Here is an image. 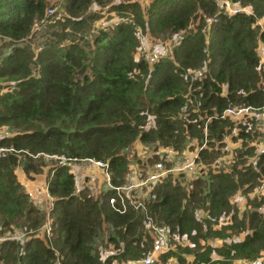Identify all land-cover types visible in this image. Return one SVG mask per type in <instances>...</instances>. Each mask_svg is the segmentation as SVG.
<instances>
[{
    "label": "trees",
    "instance_id": "16d2710c",
    "mask_svg": "<svg viewBox=\"0 0 264 264\" xmlns=\"http://www.w3.org/2000/svg\"><path fill=\"white\" fill-rule=\"evenodd\" d=\"M49 1L0 0V128L7 131L0 134V235L14 228L35 232L44 220L17 180L16 168L27 178L45 172L53 198L51 248L38 238L3 239L0 264H52L54 250L62 264H109V258L101 261L97 255L103 233L115 244L122 241V257L136 256L131 239L140 231L141 213L130 207L114 212L105 190L96 199L87 188L75 194L68 166L46 155L106 161L112 182L120 184L127 171L126 149L136 140L150 146V157L136 158L138 163L156 160L158 146L179 152L191 140H202L203 120L190 109L211 115L229 105H262L255 48L264 40V0H231L250 11L231 15L220 12L216 0ZM51 7L57 10L47 12ZM210 16L216 21L205 32L204 19ZM144 32L153 41L180 38L169 55L149 63L142 54L136 58ZM204 62V77L191 84L187 104L188 117L197 121L187 124L180 108L189 83L180 73ZM228 125L219 118L207 123L209 146ZM252 150L234 149L233 166L252 156ZM218 155V150H201L200 162L208 164ZM257 162L264 175V153ZM257 177L248 167L207 173L187 189L168 180L156 188L148 212L156 223L188 237L194 248L183 251L192 252L195 262L251 260L264 251V214L257 210L262 200L252 198L251 208L239 213L230 198L244 183L242 190L251 191ZM31 184L26 183L33 190ZM196 208L214 216L230 214L231 223L213 229L194 218ZM241 232V239L199 251L201 238ZM211 251L224 260H212Z\"/></svg>",
    "mask_w": 264,
    "mask_h": 264
},
{
    "label": "built area",
    "instance_id": "2783aa9c",
    "mask_svg": "<svg viewBox=\"0 0 264 264\" xmlns=\"http://www.w3.org/2000/svg\"><path fill=\"white\" fill-rule=\"evenodd\" d=\"M215 3L220 12L226 15L236 12L250 13L246 7H242L231 0H216ZM50 11L53 10H47V12ZM204 21L205 26L202 30L206 32L209 25L216 21V17H205ZM256 24L262 29L263 19H257ZM192 29L194 30V28ZM178 38L180 36L177 37L175 35L171 39L172 42L170 40L166 42L155 41L153 42L154 45L150 46L148 50L145 47H138L136 58L139 54H142L144 59L149 63H153L161 57H166L169 55L172 43H178V41L176 42ZM150 39L153 40L152 38ZM255 51L257 55L256 70L259 73L258 86L264 91V40L257 43ZM205 71L206 62L197 69L187 68L180 73L182 80L189 83L188 92L183 96L185 102L180 110L184 113V120L187 124L188 122L190 124L196 122V118L203 120L201 128L202 140L200 142L191 140L179 152L173 151L171 147L158 146L157 150L153 152L157 158L150 163L136 162V158L142 161V159L150 157V146L139 141L138 144H142L143 150L139 153L134 151L132 154L135 142L130 148L126 149L128 158L127 171L124 181L120 184L112 182L106 161L91 157H65L63 154L46 155L56 159L59 164L68 166L74 178L75 194L87 188L89 196L96 199L102 190H105L108 192L106 202L114 212L122 214L130 207L141 213L140 231L137 233V237L131 239V245L138 247V254L134 257H122L124 252L122 241H118L115 244L107 240V234L104 232L103 238H105V241L102 243L98 241L96 245L99 260L103 261L109 258V264H203L195 262V256L192 252L181 251L176 255L178 248H194L193 243L190 242L185 234H178L171 231L168 226L156 223L148 212L147 204L155 200L156 188L165 181L169 180L173 184L178 183L187 189L191 180L205 177L207 173L217 174L220 171L221 173H229L233 169L245 171L250 167L253 172L258 173V177L252 190L247 192L246 195L250 198H257V194L262 195L264 175L260 168L259 170L257 168L259 167L257 160L258 156L264 153V103L258 106L250 104L229 105L220 110L219 113L215 112L211 115L206 113L199 115V111L195 107L190 110L196 118L188 117L187 104L191 103L190 94L192 91L190 90L194 89L191 84L199 82L204 77ZM212 118L226 119L230 122V125L226 127L227 131L221 139L212 141L213 146H209L207 143L206 125ZM219 143H221L220 146H218ZM248 147H253V155L234 167L233 150H245ZM204 149L208 151L218 150L219 155L208 164L202 163L200 162L199 152ZM71 168L75 170L73 171ZM246 186L247 184L244 183L241 188L245 189ZM39 190L40 194H44L48 201L45 207L40 206V196L35 198L38 194V190L35 187H33V190H29L30 193H26L32 203L44 213V220L41 226L35 232L29 230L28 235L22 240H17V237L13 235L5 239H14L22 242L30 238H38L47 247L51 248L49 240L51 238L52 218L49 212L52 208L53 198L49 196L45 182L42 187H39ZM234 201L235 198L232 199V202ZM263 206V204L259 205L257 210L263 211ZM194 218L202 223L208 222L213 229H219L231 223L230 214L214 216L203 208L195 209ZM1 240L3 238L0 237ZM54 255L55 258L52 264H62L61 255L55 250ZM237 262L240 264H264V251H261L254 259H237Z\"/></svg>",
    "mask_w": 264,
    "mask_h": 264
},
{
    "label": "rangeland",
    "instance_id": "374dc122",
    "mask_svg": "<svg viewBox=\"0 0 264 264\" xmlns=\"http://www.w3.org/2000/svg\"><path fill=\"white\" fill-rule=\"evenodd\" d=\"M49 2L52 3V0H50ZM140 3L143 4L142 0H140ZM50 5H52V4H49L48 6H50ZM51 8L54 11L57 10V8H53V7H51ZM57 16H60V14L57 13ZM114 19H116V18L115 17H112V18H110V20L105 21L104 24L110 23ZM144 40H145V42H144ZM166 41H168V40L167 39L162 40V42H166ZM153 42H155V41H153V40H151L149 38L148 33L147 32L146 33L144 32V34H142V42L140 43L139 48L145 47L148 50V48L150 49V46H153L154 45ZM6 132L7 131L4 128H0V134H4ZM132 150H133V152H131L132 154L134 153V151L136 153L141 152L143 150L142 144L141 145L138 144V141L136 140L135 146L132 148ZM262 164L264 165V163H262ZM257 168L259 170V167H257ZM71 169L73 171L75 170L74 168H71ZM44 173L45 172H42L40 174H36L32 178H27L25 176V174L22 172V170L19 167L15 169L16 178L23 185V187L25 188V190L27 189V187H26L27 180L28 181H33L35 183V189L38 190V194L35 196V198L40 196V199H41L40 206L41 207H45V205L48 203L45 195L44 194H40V190H39V187H42V184L45 182V175H44ZM43 176H44V178H43ZM29 190H31V189L28 188L26 190V192H29ZM236 196L238 198H240V200H241L240 209H242V208H244V209L251 208V205L249 204V200H251V199H248L245 196L244 193H242V192L241 193H238ZM256 196H257L258 200H262V204H263L264 203V189L262 191V195L261 194H257ZM263 212H264V210H263ZM226 232H229V231L227 230ZM11 235L16 236L17 237V240H22L25 236L28 235V231L23 232V230H20L18 228H14L13 230H10L9 232L2 233L0 235V237L3 238V239H5L7 237H11ZM231 238H233L234 240H236L237 235L231 234L230 237H224V238H221V237H212V236L206 237V239H202L201 238L200 241H199V245L200 246L203 245V244L204 245L200 247L199 251L204 250L207 246H209L211 248H214V249L219 248L221 246V244H222L223 241H227L228 242ZM104 239L105 238L102 237V239H100L99 242L102 243L103 241H105ZM183 249L184 248H178V252H176V255H178V253H180L181 251H183ZM210 256H211V259L212 260H215V259L224 260L222 257L217 256L214 252H212L210 254ZM236 260L237 259H234V260H231V261L226 260L225 262H223L221 264H240L238 262L236 263Z\"/></svg>",
    "mask_w": 264,
    "mask_h": 264
},
{
    "label": "crops",
    "instance_id": "0c3cea01",
    "mask_svg": "<svg viewBox=\"0 0 264 264\" xmlns=\"http://www.w3.org/2000/svg\"><path fill=\"white\" fill-rule=\"evenodd\" d=\"M144 42H145V40H144ZM43 178H44V176H43ZM27 182H32V181H28L27 180ZM21 184V183H20ZM22 185V184H21ZM25 185V184H24ZM32 185V187H35V183L34 184H31ZM23 186V185H22ZM26 187H27V185H26ZM25 189V188H24ZM27 189H28V187H27ZM26 189V190H27ZM25 190V191H26ZM244 193L245 194V196L248 198V199H252V198H250V197H248L247 195H246V193L242 190V188L240 187V186H237V188L235 189V191H234V193L232 194V196H231V198H230V201H231V204L232 205H234V208L235 209H237V211L238 212H242L243 210H245L244 208H242V209H240V205H241V200H240V198H238L236 195L238 194V193ZM235 198V203L234 202H232V198ZM258 200V199H257ZM262 204V203H261ZM263 205H264V203H263ZM263 208H264V206H263ZM196 209H198V208H196ZM263 214H264V212L263 211H261ZM243 235H244V232H241L239 235H237V239H241L242 237H243Z\"/></svg>",
    "mask_w": 264,
    "mask_h": 264
}]
</instances>
